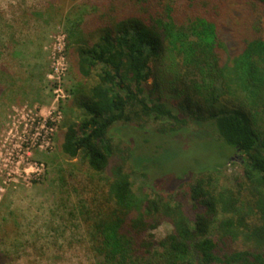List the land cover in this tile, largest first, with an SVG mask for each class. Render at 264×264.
Wrapping results in <instances>:
<instances>
[{
	"label": "trees",
	"instance_id": "trees-1",
	"mask_svg": "<svg viewBox=\"0 0 264 264\" xmlns=\"http://www.w3.org/2000/svg\"><path fill=\"white\" fill-rule=\"evenodd\" d=\"M81 9L65 13L71 100L53 139L62 165L52 186L81 198L71 208L55 199L72 219L62 231L82 229L96 264H264V0H86ZM12 42L0 33L2 54ZM183 136L231 153L220 166L165 173L152 145ZM12 221L0 217V264L16 251ZM164 223L172 231L158 238Z\"/></svg>",
	"mask_w": 264,
	"mask_h": 264
},
{
	"label": "rangeland",
	"instance_id": "rangeland-1",
	"mask_svg": "<svg viewBox=\"0 0 264 264\" xmlns=\"http://www.w3.org/2000/svg\"><path fill=\"white\" fill-rule=\"evenodd\" d=\"M85 1L67 0L64 6L61 0H0V33L13 38L5 54L0 43V67L6 68L0 71V82L7 81L10 88L8 94L0 95V217L10 212L12 222L20 226L18 234H13L19 238L9 264H96L84 245L82 229L62 231L60 226L62 218L68 224L72 219L55 199L58 203L69 199L71 208L80 195L64 194L52 186V168L62 165L53 139L71 100L69 66L63 57L65 13L82 12ZM25 50L29 54L20 53ZM33 74L37 76L34 83ZM158 143L162 152L154 156L156 163L176 176L220 166L231 153L208 138L190 145L185 136L159 138L152 146ZM239 160L228 166L223 180L229 181L238 172ZM171 231L164 223L153 233L162 238Z\"/></svg>",
	"mask_w": 264,
	"mask_h": 264
}]
</instances>
